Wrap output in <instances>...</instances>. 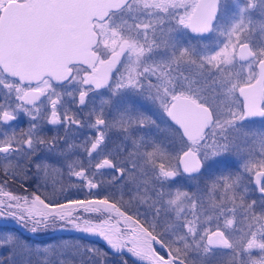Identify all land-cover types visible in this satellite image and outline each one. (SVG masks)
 <instances>
[{
  "label": "snow or ice",
  "instance_id": "obj_1",
  "mask_svg": "<svg viewBox=\"0 0 264 264\" xmlns=\"http://www.w3.org/2000/svg\"><path fill=\"white\" fill-rule=\"evenodd\" d=\"M218 5L0 0V129L28 117L26 130L0 131V177L5 186L36 180L28 195L0 188V219L33 234L99 236L138 264H195L193 253L208 264L217 249L231 254L217 264H264V195L259 202L246 199L248 184L264 194V129L244 126L264 119V21L259 45L248 35L252 22H245L253 3L239 8L217 49L182 46L172 35L215 32ZM186 66L199 75L185 76ZM102 90L108 98L82 120L81 110ZM125 95L143 97L162 113L165 140L137 135L142 126L159 125L148 111L116 105ZM106 108L115 114L109 117ZM45 125L64 134L49 136ZM84 127L91 135L80 140L75 130ZM44 149L55 163L39 158ZM228 156L238 158L236 171L226 170ZM205 174L196 191L176 186L182 176ZM209 210L214 217L206 216ZM214 218L213 229L207 225ZM0 248L7 251L0 264H34L41 253L46 264H106L107 257L78 242L32 243L13 233L0 235Z\"/></svg>",
  "mask_w": 264,
  "mask_h": 264
},
{
  "label": "rangeland",
  "instance_id": "obj_2",
  "mask_svg": "<svg viewBox=\"0 0 264 264\" xmlns=\"http://www.w3.org/2000/svg\"><path fill=\"white\" fill-rule=\"evenodd\" d=\"M250 3H253L254 6L252 8H249L247 11V16L245 18V22L248 23L250 20L252 23H248V35L250 37V40L254 43H258V45L261 43L262 37H261V32L259 28V24L261 21H264V0H251ZM247 5L245 4V7ZM239 18V9H232L228 10L225 7L220 8L218 19H217V30L215 32L210 33L208 36L205 37L204 40L198 41L193 38L187 37V31L184 29H180L177 32L173 33L172 35L174 36V39L176 42H178L182 46H187L189 44L195 46L197 50H201L204 45L207 46H212L216 42L218 38H221L223 35L220 33L222 31L227 30L230 25ZM131 23V20H129ZM163 48V45H162ZM163 53H158L156 56V59H160V56ZM191 79H195V75L190 76ZM108 98V92L107 90L104 92L99 93L96 95L94 98L91 99L90 104L88 105L87 108H84L85 113L89 111L92 107H96L99 109V106L101 104L102 99H107ZM115 103L116 105L120 106L123 104H129V105H134L136 108H138L141 111H148L150 115L154 117V119L157 120V124L159 127L155 125H150V126H142L140 131L137 133V135H143L147 138H154L157 140H165L167 137L168 133L165 131L166 124L164 117L160 111L155 108L150 101L145 100L143 97H138V96H133V95H125L123 98H115ZM106 113L111 117V115L115 114V109H109L106 108ZM244 126L248 129H264V119L263 120H258V121H249L245 122ZM162 131V132H158ZM114 140L116 138L114 137ZM117 143L119 142L116 140ZM230 158H233V161L235 163H239L238 158L229 156ZM55 160V158H54ZM50 163H55L52 160H48ZM207 172V170H205ZM206 175V174H205ZM64 183L67 186L69 183L67 176L64 178ZM188 180V182L186 180ZM198 179L190 180L188 178H180L177 181V187H182L185 186L186 183L192 184V186H188L190 191H196L198 187L196 185H200L199 188H203V182L204 180L201 179L199 184L197 182ZM118 186V185H117ZM132 186L130 185L129 188ZM119 188V186L117 187ZM34 189V187H33ZM128 189H125L124 191L127 192ZM242 190V189H241ZM44 188H40V192H44ZM50 191V188H49ZM117 196H119V193H117ZM124 201L127 202L129 200L128 195H124L123 197ZM219 199V198H218ZM207 204V203H206ZM143 209L144 208V204ZM231 207V205H229ZM207 208V207H206ZM145 212V210H143ZM6 226V227H5ZM12 228H9V227ZM8 233H13L15 235L20 236L21 238L28 240L32 243H39V242H46V243H52V242H61L64 240L69 241L70 243H80L82 246H87V245H92V243H88L86 241H83V239H91V240H98L101 241L102 244L104 245L105 241L95 235H85L84 233L80 232H61V231H48L46 233H39V234H33L29 231H26L22 226L18 225L14 220L12 219H0V235H5ZM19 233H23L26 236H22ZM0 254L7 255V251L5 248H0ZM196 254V253H194ZM197 258L200 260V256L197 254ZM34 264H46V261L44 259V254L41 253L39 257L33 256L32 257ZM133 259H136L133 257Z\"/></svg>",
  "mask_w": 264,
  "mask_h": 264
},
{
  "label": "flooded vegetation",
  "instance_id": "obj_3",
  "mask_svg": "<svg viewBox=\"0 0 264 264\" xmlns=\"http://www.w3.org/2000/svg\"><path fill=\"white\" fill-rule=\"evenodd\" d=\"M250 1L251 0H219L218 15H219L220 8L225 7L228 10L239 9L240 7H245V4L246 5L249 4ZM209 34H206L204 36H197V35L193 36V35H190L188 33V31H187V37L193 38L195 40H198V41H200V43ZM252 44L258 45V43H254V42H252ZM182 71H183V74L185 76H188L189 78H191L190 76L192 74L197 77L199 75V72H200V70L197 67H195V66H186V67L182 68ZM103 91L105 92L106 90H102L101 92H103ZM101 92H98L96 95H98ZM96 95L90 97L89 104L91 102V99L94 98ZM66 103H67V106L73 112L77 111V105L74 104L71 101V98H66ZM81 112H82V114H81L80 118L82 120L86 119V113L84 111V108L81 110ZM258 120H263V119H261V118H253V119H251L249 121H258ZM249 121H247V122H249ZM27 126H28V117L24 116L23 114H21L20 116H18L17 120L15 121V123L12 125L11 128L0 129V131H7V132L10 133L13 129H15L17 131L22 130V129L26 130ZM57 130L59 131V133L61 135L64 134V129L62 127L57 129L55 126L45 125L44 129H43L44 133L49 135V136L54 135L57 132ZM75 131H76V136L80 140H82L85 135H91V130L88 127H84V128H81V129L75 130ZM158 132H162V131H158ZM38 156H39L40 159L52 160L53 162L55 161L54 160V156L51 153H49L46 149H44L40 153H38ZM223 159H224L225 164L227 165L226 166V170H229V171H236L237 170L238 165H237V163H235L233 161V158H230L228 156V157H225ZM33 171H34V169H33ZM183 177L187 178V175L182 176L180 178H183ZM180 178H178V179H180ZM201 179H203L204 182H205V180L207 179V174L205 176H202V177L198 178V180H197L198 184H199ZM186 181L188 182V180H186ZM35 184H36V180L35 179L27 182V184H25L23 181H19V180H15V181L9 180L7 185L5 186V185H3L2 177H0V188H3V192H11L13 195H28L29 193H31L34 190L33 187H34ZM188 186H192V184L186 183L185 186H183V189L189 190ZM247 186L249 188V191L246 194V199L248 200V202H251L252 200H256L257 202H259L261 197H262V195H264V194H261L256 189V186L254 184H248ZM196 187H200V185H196ZM103 194H105V193H101V195H103ZM117 199H119V196H117ZM217 200H218V197H217ZM137 206L139 207L141 212H143V210L147 211V207H148L147 205H144L145 209H143V205L142 204L141 205H137ZM205 207H208V205L205 204ZM208 215L214 217V213L211 210H209L207 212L206 216H208ZM206 216L202 217V219L206 220ZM189 218H191V216H189ZM219 222L223 223V219H221ZM207 226H209V227L214 229L216 227L215 218L213 219V222L211 224H208ZM104 243H105L104 245H107L106 242H104ZM230 258H231V254H230L229 250H227V249H217L215 251L214 255H212L209 258L208 264H217L218 261H225L226 262ZM193 259L195 261V264H201V261H199V258H197V254L193 253Z\"/></svg>",
  "mask_w": 264,
  "mask_h": 264
},
{
  "label": "trees",
  "instance_id": "obj_4",
  "mask_svg": "<svg viewBox=\"0 0 264 264\" xmlns=\"http://www.w3.org/2000/svg\"><path fill=\"white\" fill-rule=\"evenodd\" d=\"M225 41H226V36L223 35L221 38H218L216 42L212 44V46H210L209 48L217 49L218 46H222ZM9 228H12V227H9ZM19 234L22 236H26L23 233H19ZM83 241L92 243V245H87L88 247L98 248L102 252L107 253L106 264H125V262H127V264H138L136 259H133L131 254L127 253L126 250L122 254H118L114 250L110 249L108 245H103L101 241L91 240V239H85V240L83 239Z\"/></svg>",
  "mask_w": 264,
  "mask_h": 264
},
{
  "label": "water",
  "instance_id": "obj_5",
  "mask_svg": "<svg viewBox=\"0 0 264 264\" xmlns=\"http://www.w3.org/2000/svg\"><path fill=\"white\" fill-rule=\"evenodd\" d=\"M217 11H218V10H217ZM187 31H188V33H189L190 35H193V36H196V35H197V34L191 33L190 30H187ZM204 35H206V34L197 35V36H204Z\"/></svg>",
  "mask_w": 264,
  "mask_h": 264
}]
</instances>
